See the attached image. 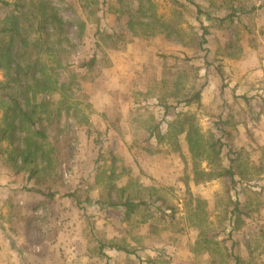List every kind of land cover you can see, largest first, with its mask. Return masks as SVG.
Returning a JSON list of instances; mask_svg holds the SVG:
<instances>
[{
  "label": "rangeland",
  "instance_id": "374dc122",
  "mask_svg": "<svg viewBox=\"0 0 264 264\" xmlns=\"http://www.w3.org/2000/svg\"><path fill=\"white\" fill-rule=\"evenodd\" d=\"M53 1L76 45L72 63L95 62L76 69L78 85L69 112L61 117V178L52 174L45 185H34L27 170L16 171L8 158L11 146L3 144L0 242L16 252L17 237H25L26 264H144L150 258L159 264H233L225 249L235 241L244 264H264V173L251 171V180H243L231 193L224 179L191 186V193L204 201L206 218L198 230L185 206L190 192L185 193L182 157L168 141L149 138L152 129L159 125L165 133L168 122L188 111L204 136L209 131L220 136L223 128L227 144L245 148L244 167L252 170L260 159L264 163V0H179L185 7L173 0H151L158 18L177 25L180 32L146 37L132 36L127 28L134 0ZM7 14L0 4V23ZM165 82L177 97L165 99ZM198 89L197 103L177 104ZM165 106L169 113L164 118ZM183 149L188 155L184 143ZM113 155L118 167L131 169L130 177L119 183L131 178L161 188L175 206L173 222L157 223L153 233L151 222L132 226L141 218L128 224L117 208L83 202L101 196L104 183L95 186L96 169L109 167ZM201 167L209 168L206 162ZM75 190L83 209L65 196ZM48 193L55 196L46 197ZM238 202L240 210L233 215L239 220L230 225L225 218ZM223 226L225 233L220 232ZM231 232L232 240L227 238ZM204 239L211 243L204 244ZM113 243L124 245L127 252L110 249Z\"/></svg>",
  "mask_w": 264,
  "mask_h": 264
},
{
  "label": "trees",
  "instance_id": "16d2710c",
  "mask_svg": "<svg viewBox=\"0 0 264 264\" xmlns=\"http://www.w3.org/2000/svg\"><path fill=\"white\" fill-rule=\"evenodd\" d=\"M128 1L118 0L121 4ZM134 1L136 5L133 8L132 5L129 6V10L134 11L129 13L127 20V28L132 36H153L157 32L168 36L175 33L179 36V27L168 20L158 18L151 0ZM92 2L98 4L99 0ZM172 2L174 5L185 7L179 0ZM0 4L8 12L7 18L0 23V155L4 153L3 144L7 142L11 146L8 158L16 171L27 170L28 180L34 185H45L52 174L61 178V117L69 112V101L73 97L74 87L78 85L76 77L79 74L76 69L91 67L95 58L78 66L72 63L76 45L68 38L66 21L53 0H1ZM148 11L152 13L148 14ZM84 25L85 23L79 25L81 30ZM165 86L168 92L165 99L171 98L172 95L177 97V92L172 91L171 84L165 82ZM200 95L198 89L183 100L177 101V104L188 106L197 103ZM168 113L169 108L165 106L164 118ZM158 127L149 132V138H156L159 143L168 141L165 143L171 145L184 161L185 193L190 192L189 201L185 206L188 207V215L196 229L204 224L206 214L204 201L191 193V186L214 179H224L227 180V192L231 193L243 180H251L248 177L251 171L258 175L264 173L263 159L253 163L250 168L252 170L243 166L241 158L245 148L227 144L224 141L226 135L223 128L219 129L222 132L220 136L212 131L204 136L192 112L178 113L175 119L168 122L165 133ZM51 131H54L52 137L49 135ZM183 143L188 155L183 152ZM225 147L227 154L224 156ZM98 160L100 162V159ZM225 160L229 165H223ZM118 161L113 155L109 167H97L95 186L104 183L103 191L99 198L86 197L83 202L100 209L117 208L123 213L122 222L128 224L141 218L132 226L151 222L149 226L153 233H157V223L173 222L176 218L175 206L160 192L161 188L144 186L131 178L124 184L119 183L123 176L130 177L131 169L124 165L118 167ZM202 162L209 166L207 170L202 169ZM45 196L53 198L55 193ZM65 196L73 197L76 205L80 209L84 208L76 190ZM193 202L195 207L190 209ZM238 207L239 202L236 203L233 213L230 212V217L225 218L230 225L239 220L238 215L236 219L233 215L236 210H240ZM220 232L225 233L226 227L223 226ZM158 236H161V233H158ZM231 237L232 232L227 235L230 240ZM210 243V239H204V244ZM108 247L127 252L124 245L113 243ZM235 250L236 242L232 241L228 249H225V256L232 259L233 264H244V259L239 257ZM156 260L158 259H148L149 263L159 264L155 263Z\"/></svg>",
  "mask_w": 264,
  "mask_h": 264
},
{
  "label": "crops",
  "instance_id": "0c3cea01",
  "mask_svg": "<svg viewBox=\"0 0 264 264\" xmlns=\"http://www.w3.org/2000/svg\"><path fill=\"white\" fill-rule=\"evenodd\" d=\"M19 208H21V207H19ZM19 211H20L21 216H23V215L26 216L25 214L21 213V212H25V210L19 209ZM30 214H28V215H30ZM35 214H39V213L36 211ZM24 239H25V237L23 238V236L17 237L18 243L16 242V249H17L16 252H13L5 241L0 242L1 243L0 250L2 248V253L0 255L1 256L0 257V264H15V263L16 264H26V262H28L25 260L26 254L28 253V250L26 249V242ZM152 259H154V258H152ZM141 262L144 264H154L153 262L149 263L148 259H146L145 262L143 260ZM155 263H158L157 260L155 261Z\"/></svg>",
  "mask_w": 264,
  "mask_h": 264
}]
</instances>
